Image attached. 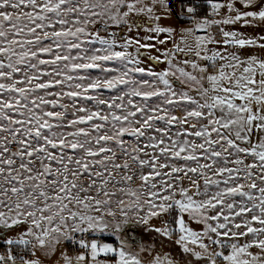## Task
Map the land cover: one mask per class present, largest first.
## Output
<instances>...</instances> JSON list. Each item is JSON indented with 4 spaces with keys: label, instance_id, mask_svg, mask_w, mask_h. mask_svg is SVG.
<instances>
[{
    "label": "snow or ice",
    "instance_id": "6c2138e0",
    "mask_svg": "<svg viewBox=\"0 0 264 264\" xmlns=\"http://www.w3.org/2000/svg\"><path fill=\"white\" fill-rule=\"evenodd\" d=\"M181 4L0 0V264H264V0Z\"/></svg>",
    "mask_w": 264,
    "mask_h": 264
},
{
    "label": "rangeland",
    "instance_id": "374dc122",
    "mask_svg": "<svg viewBox=\"0 0 264 264\" xmlns=\"http://www.w3.org/2000/svg\"><path fill=\"white\" fill-rule=\"evenodd\" d=\"M194 2L196 4H200L196 1H194ZM169 3H170V7H171L170 0H169ZM173 7H174L173 10L175 12L172 10V13L169 16H167L166 18H163L160 21V24H161V26L174 28L175 32L173 33V36H174L175 41L177 43H179L181 40V37L184 35V30L187 28H191L194 25H193V22L189 21L185 16L178 14L180 12L181 8L183 7V5L181 4V0H173ZM198 11H200V10H198ZM221 11L223 14V10H221ZM201 14H203V13L201 12ZM175 15L177 16V18L175 17ZM229 27L239 28V25L229 26ZM241 30L251 33V29H247V30L241 29ZM210 31H212L213 34H215L218 31V29L216 26H213L210 29ZM197 34H200V33H197ZM140 35L143 37L144 35H147V33L141 32ZM162 38H163V34H162ZM188 42L192 43V39L189 38ZM171 46H172L171 41H169V43L167 45H164V46L158 45V47H161V48L171 47ZM160 67L162 68V67H164V65H160ZM150 223L158 226L160 221L159 220H153ZM193 226L198 227L196 225H193ZM146 228H147V226H143L139 232V235L143 238L145 244L147 245V244H150L152 242V239L156 237V234L154 232L145 231ZM65 247H67V246H65ZM60 250L61 249L58 246L57 252L55 254H52V255H44L43 253L38 252L37 257L40 259L41 264H63V261L59 255ZM134 250L138 251V248H135V246H134ZM165 250H167V249H165ZM69 254H72L70 250H69ZM144 256H145V254L141 253V257L144 258Z\"/></svg>",
    "mask_w": 264,
    "mask_h": 264
},
{
    "label": "trees",
    "instance_id": "16d2710c",
    "mask_svg": "<svg viewBox=\"0 0 264 264\" xmlns=\"http://www.w3.org/2000/svg\"><path fill=\"white\" fill-rule=\"evenodd\" d=\"M194 1H196V2H198V3H201L202 2V0H194ZM170 2H171V7H172V9L174 8L173 7V0H170ZM174 11V10H173ZM175 12V11H174ZM175 17L177 18V16L175 15Z\"/></svg>",
    "mask_w": 264,
    "mask_h": 264
}]
</instances>
